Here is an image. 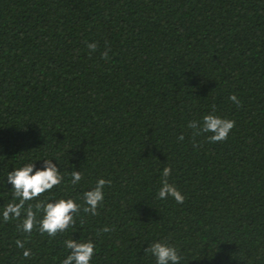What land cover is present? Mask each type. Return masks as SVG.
I'll list each match as a JSON object with an SVG mask.
<instances>
[{
    "label": "trees",
    "instance_id": "trees-1",
    "mask_svg": "<svg viewBox=\"0 0 264 264\" xmlns=\"http://www.w3.org/2000/svg\"><path fill=\"white\" fill-rule=\"evenodd\" d=\"M205 114L234 121L224 140L188 127ZM46 157L64 181L40 198H73L75 224L0 217V264H61L69 238L92 240L91 264H156L155 241L180 264H264V0H0V208L7 172ZM165 167L182 204L157 199Z\"/></svg>",
    "mask_w": 264,
    "mask_h": 264
},
{
    "label": "clouds",
    "instance_id": "clouds-1",
    "mask_svg": "<svg viewBox=\"0 0 264 264\" xmlns=\"http://www.w3.org/2000/svg\"><path fill=\"white\" fill-rule=\"evenodd\" d=\"M87 47L92 51L96 50V43H88ZM107 56V52L102 53ZM229 100L239 106V101L235 95H230ZM234 121L214 114H205L201 122L189 121L188 127L195 130V134L211 133L207 137L210 142L224 140L229 131L233 128ZM183 140V136L178 137ZM171 169H162L161 185L157 191V199L166 200L171 197L177 204H182L184 196L172 184L168 183L167 177ZM71 184L76 185L82 180V173L74 170L70 173ZM6 178V179H5ZM64 181L61 168L55 157L36 158L29 160L19 166H13L3 179V183L10 184L12 193L11 201L0 208V217L3 221H18L17 230L25 234L31 233L34 226L41 234L55 236L58 232L66 231L75 224V214L81 210L78 204L71 197L63 196H43L60 185ZM110 181L104 178L97 179L95 187L82 193L83 211L95 216L97 208L104 200V186ZM35 200V204L28 203ZM27 204V206H26ZM101 231L109 232L111 229L105 226ZM18 248L24 249L23 256L28 257L30 251L25 248V241L17 239L15 241ZM64 246L68 250L67 255L61 264H91L96 251V245L92 240H74L72 238L64 240ZM155 258L156 264H180L182 259L176 247L161 241L151 243L146 249Z\"/></svg>",
    "mask_w": 264,
    "mask_h": 264
}]
</instances>
